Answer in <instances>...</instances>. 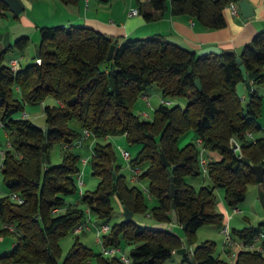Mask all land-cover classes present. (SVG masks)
Returning a JSON list of instances; mask_svg holds the SVG:
<instances>
[{"label": "trees", "instance_id": "trees-1", "mask_svg": "<svg viewBox=\"0 0 264 264\" xmlns=\"http://www.w3.org/2000/svg\"><path fill=\"white\" fill-rule=\"evenodd\" d=\"M60 1L75 4L79 0ZM168 1L174 15L192 16L207 29L225 26L224 9L236 3L139 0V11L152 20L156 12L167 9ZM7 11L8 5L0 0V15H7ZM29 40V36H20L0 53V120L10 143L1 161L8 193L0 197V236L16 237L12 248L0 254V264H125L118 254L95 252L78 235L60 261L62 238L75 232L85 220L86 210L99 223H108L115 200L122 209L127 206L132 210L134 219L145 214L153 222L169 223L175 201L177 224L184 225V235L192 245L197 243L198 228L211 224L222 230L225 225L224 214L214 209L216 188L224 190L228 206L238 208L247 196L248 186L258 184L257 165L263 167L264 188V137L255 136L264 131L257 123L263 100L257 87L264 84V29L240 54L222 50L219 54L199 56L162 35L120 41L86 24L41 26L40 61L14 70L5 62L7 54L14 49L25 50ZM112 43L116 46L108 59ZM238 56L252 81L246 100L238 92V84L245 82ZM197 79L201 80L202 90L197 87ZM154 84L171 103H161L150 119L142 118L134 112L133 105ZM49 96L56 102L44 106L49 126L46 138L45 127L21 113L28 105H39ZM175 98L185 100V107ZM72 120L81 130L70 125ZM84 129H89L96 139L90 163L99 182L94 190L81 194V156L72 148L78 145ZM120 135L141 146L130 165L141 169L138 180H148V193L157 200L154 206L148 205L143 190L132 185L121 172L113 144L105 140ZM188 135L189 140L180 144ZM234 140L239 145L237 149ZM55 143L62 145V161L49 164V151ZM202 148L220 157H211L206 173L208 182L196 186L187 177L204 174L200 164ZM161 152L170 167L164 165ZM168 169L176 185L175 197L171 195ZM12 192L22 195L24 202L11 200ZM77 193L79 198L70 202L68 198ZM261 231L264 220L258 225L232 228L234 239L245 245L235 262L222 259L216 241L207 239L181 255L182 263L189 264L193 255L197 264H264V250L246 247ZM123 242L133 244L129 253L131 264H165L182 246L181 236L172 230H152L133 220L115 222L110 232L103 235L105 246L121 248Z\"/></svg>", "mask_w": 264, "mask_h": 264}, {"label": "rangeland", "instance_id": "rangeland-1", "mask_svg": "<svg viewBox=\"0 0 264 264\" xmlns=\"http://www.w3.org/2000/svg\"><path fill=\"white\" fill-rule=\"evenodd\" d=\"M142 1V0H141ZM54 0H26L25 1V9L15 17L14 14L9 10L7 11V15H0V30L5 29L9 32L11 37V43L13 44L17 38L20 36L26 35L30 37L29 43L25 50L20 51L18 49H14L7 54L5 62H10L12 59H19L20 65L22 67L27 64L33 63L36 61L35 54L36 50L40 44V26L37 27L36 24H43L44 20H49L51 17L59 18L62 15L68 17L70 20L73 18H84L86 15L95 16L99 18H103L105 20H115L116 22H121L124 18H126L127 13L132 11L133 9L139 8V0H110L108 3H103L100 0H79L75 4H65L62 1H59V6H55L51 4ZM62 5V6H61ZM133 5V7H132ZM62 10H64L62 12ZM131 15V14H130ZM133 15V14H132ZM136 15V14H134ZM141 16V13L137 14ZM61 22V21H58ZM61 23H56L58 25ZM252 82V81H251ZM152 85L149 87L144 93L147 94V98H143L142 94L139 96L137 101L133 105V110L135 113L140 114L142 118L150 119L153 116L154 110L162 103V95L159 91L155 90ZM260 94L263 96L262 105H261V114L257 118V123L264 127V84L257 87ZM242 84L238 85V92L242 93ZM249 96V90L246 91ZM56 102L54 98L51 96L47 97L44 102L35 106H27L26 111L29 114V118L37 125L41 127L46 126V115L44 112L45 104H52ZM70 125L81 130L78 127V124L75 120L70 121ZM255 136H263L264 131H258L255 133ZM190 136L183 137L181 139L180 144L187 142ZM81 144L73 146L72 150L77 152L81 156L80 166L82 169L81 178L84 181L83 191L94 190L99 182V178L92 174L91 169V157H92V149L96 142V139L93 135H89L86 138H83ZM105 140L111 142L116 152L117 163L121 164V172L127 176L128 181L132 185L139 186L145 196L148 205L154 206L157 203V200L151 197L148 193V180H138V175L134 174V170L130 165V159L136 157L138 150L140 149V144L130 143L124 135L120 136H109ZM8 135L4 128L0 127V197L4 196L8 193V189L6 188L3 182V175L1 170V161L2 154L1 150H6L9 146ZM104 141V139L102 140ZM234 146L239 147L237 141H233ZM122 150H128L130 152V158L125 159L122 155ZM63 151L62 145L60 143H55L49 151V164H58L62 161ZM83 158H88L89 163L84 165L82 163ZM141 173V170L140 172ZM137 173V174H139ZM206 173L200 176H188L187 181L200 186L202 183H207L208 178L206 177ZM206 178V179H205ZM216 203L214 209L216 211L222 210L221 203H223L225 210L227 213H224L225 216V225L227 224L228 228L232 230V228H243L248 224L258 225L259 222L264 220V207L261 203L259 197V191L257 184H250L247 190V196L243 202L238 205V209H234L227 205L224 200V190L222 188H216ZM80 193H77L73 196H70L68 200L73 202L79 198ZM114 213L108 222L110 225H113L115 222H119L124 220L123 209L120 206L119 202L114 201ZM137 220L145 222L147 224L154 223L149 216L137 215ZM98 219L96 216L91 213V224L98 223ZM90 225V222L88 223ZM172 231L175 234H183L184 229L181 225L175 223L173 224ZM79 236L80 240L84 242L86 245L92 247L95 252L102 251V245L97 241V231L94 227L91 229H85L81 232H73L62 238L61 246H62V255L60 257V261H63L65 255L68 250L72 246L75 237ZM214 240L217 243V253L223 250H226L225 239L226 234L223 230L217 228L215 225H204L196 231L195 240L197 243L204 240ZM16 237L12 234H6L0 236V248L11 249ZM133 244L123 242L121 245V251L118 253H112L109 255H120L125 253L129 255L130 250ZM235 247V246H234ZM5 250V249H4ZM1 254V253H0ZM181 254H176L175 257H179ZM225 256V254H224ZM172 262L168 263L171 264Z\"/></svg>", "mask_w": 264, "mask_h": 264}, {"label": "crops", "instance_id": "crops-1", "mask_svg": "<svg viewBox=\"0 0 264 264\" xmlns=\"http://www.w3.org/2000/svg\"><path fill=\"white\" fill-rule=\"evenodd\" d=\"M25 4L26 0H22ZM60 0H54L51 4L59 6ZM141 1V0H140ZM254 5V15L249 17L248 21H244L240 10L238 9L237 13H233L232 5L227 6L224 9V15L226 19L225 26L218 29H207L204 28L198 20L189 16L187 14L174 15L171 12L170 1H168V7L163 12H156V17L152 20H147L144 15L141 13V16L130 15L129 12L126 15V18L121 20V22H116L115 20H105L99 18L98 16L86 15L84 18L71 17L68 20V17L65 15L57 17H51L49 20H44L43 24H36L37 27L41 26H52L56 23H61L64 25L71 23L86 24L92 26L106 34H109L113 37H118L120 41L125 38H141L148 37L153 35H162L165 38L180 44L183 47L189 48L194 51H198L201 48H204L209 45L218 46L222 50H232L237 54H240L244 46L251 42L253 37L261 30L264 29V0H248ZM89 0H87V3ZM142 2H147V0H142ZM237 5V3H235ZM62 6V5H61ZM133 7V5H132ZM139 7V6H138ZM148 10L153 11L149 6H146ZM25 9V8H24ZM64 10H62L63 12ZM22 13V12H21ZM61 21V22H58ZM0 32H7V30L2 29ZM12 35H10V40ZM1 47V44H0ZM22 67V66H20ZM242 84V98L246 100L247 95V86L245 82ZM238 84V85H239ZM155 90L159 91L158 86H154ZM143 98H147V94H142ZM175 102L179 103L182 107H185L186 101L182 99L175 98ZM117 137V136H115ZM234 145V144H233ZM234 148H238L234 146ZM209 157L219 158L220 156L217 153H205ZM258 186V184H257ZM120 204V203H119ZM221 208L219 212L223 214L227 211L223 203H221ZM226 219H224L225 221ZM253 224H248L251 226ZM246 227V226H244ZM243 227V228H244ZM241 229V228H239ZM180 236H184L180 234ZM197 243L191 245V249L196 246ZM245 246L243 242L235 238V247L234 250L238 253L241 249H244ZM5 249V250H4ZM9 251L7 248H0V253ZM178 254L176 251L173 252L171 258L165 263L168 264H187L182 263V256L175 257ZM219 256L222 259L231 261L227 250L218 252ZM225 254V256H224ZM44 264V263H39Z\"/></svg>", "mask_w": 264, "mask_h": 264}, {"label": "water", "instance_id": "water-1", "mask_svg": "<svg viewBox=\"0 0 264 264\" xmlns=\"http://www.w3.org/2000/svg\"><path fill=\"white\" fill-rule=\"evenodd\" d=\"M9 7V10L16 16H18L25 8V5L23 3L22 0H3ZM235 2L237 3V7L241 12V15L244 19V21H248L249 17H251L252 15H254L255 11H254V5L248 1V0H235ZM0 53L2 51H5L6 49H8L10 47L11 40H10V34L9 32H0ZM115 43H112L109 49V53H108V59H111L115 50ZM221 52V49L216 46V45H209L206 46L204 48H201L200 50L197 51V54L199 56H203V55H207V54H219ZM35 58L36 61L39 62L40 61V48L38 47L36 50V54H35ZM242 59L240 56L237 57V62L240 64L239 65V69L241 70L243 77L245 79V84L248 88L249 91L252 90V82L250 80H248V71L246 66L241 63ZM197 87L202 90V83L200 79H197L196 81ZM48 131H49V126L46 124L45 126V136L46 138H48ZM45 157H46V146L43 145V162H45ZM161 157L162 160L164 162V165L167 167L171 166V163L168 161V159L166 158L165 154L163 152H161ZM246 161H248V159H245ZM176 165H173V168H175ZM256 172H257V178H258V191H259V197L261 200V203L264 207V188H263V184H262V179H263V167L261 165H257L255 166ZM168 174H169V180L171 182V195L173 197H175L176 195V185L173 181V177L171 175V170L168 169ZM114 177H116V175L114 174ZM117 189V186L114 185V190ZM118 198L120 199V196L118 194ZM172 222H154V223H150L147 224L145 222H142L140 220L134 219L133 218V211L130 210L127 206H123V215H124V221L125 222H129L131 220H133L137 225L141 226V227H146L152 230H156V231H171L173 228V224L178 222V216H177V211H176V205H175V201L172 202ZM184 227V225L182 226ZM181 241H182V246L179 247L178 249H176V253L178 254H186L188 249H191V243L188 239V237L181 236ZM189 264H197L196 259L194 258L193 255H190V261Z\"/></svg>", "mask_w": 264, "mask_h": 264}, {"label": "built area", "instance_id": "built-area-1", "mask_svg": "<svg viewBox=\"0 0 264 264\" xmlns=\"http://www.w3.org/2000/svg\"><path fill=\"white\" fill-rule=\"evenodd\" d=\"M232 5V11L233 13H237L238 12V7L235 3L231 4ZM140 11H139V8H136V9H133L132 11H130V14L134 15V14H138ZM10 66L14 69V70H17L18 68H20V62H19V59H12L10 62H9ZM162 103H165V104H170L171 103V100L167 99V98H162ZM60 104V102H59ZM21 116L26 118V117H29V114L26 110H24L22 113H21ZM0 127H4V123L2 120H0ZM89 135H92V132L89 130V129H84L83 130V137L78 141V145L82 143V141L84 140L83 138H86L87 136ZM248 135L250 137H253V134L251 132L248 133ZM199 143L201 142V139H198L197 140ZM9 146H10V143H9ZM92 153H93V149H92ZM205 149H201V152H200V164H201V168H202V171L204 173H207V165H208V162L211 160V157L207 156L205 154ZM1 154L2 156L5 155V150H1ZM122 155L125 159H129L130 158V152L128 150H122ZM89 160L88 158H83L82 159V163L84 165H86L87 163H89ZM134 170V174L136 173V175H138L137 173L140 172V168H135L133 169ZM82 173V172H81ZM81 173L78 177V185L80 187V193L83 194V185L85 184L84 181L82 180L81 178ZM10 195V198L11 200L17 202V203H23L24 202V197L22 195H20L18 192H12L9 194ZM234 209H238V208H234ZM54 211H57V209H54ZM87 212V216L85 218V220L79 224L76 229H75V232H81L83 230H85L86 228L87 229H91L92 227H94L97 231V241L101 243L102 245V252L104 253V255H109V254H112V253H118L121 251V248L120 247H116V246H105L103 244V235L104 234H107L110 232L111 230V225L109 223H93L91 224V212L89 209L86 210ZM90 222V225L88 224ZM11 229H12V226H10ZM222 230L225 232L226 234V239H225V246H226V250L228 251V254H229V257L231 259L232 262H235V259H236V255H237V252L234 250V246H235V239L233 237V235L231 234V230L228 228L227 224L224 225V227L222 228ZM264 240V231H261L253 240L252 243H250L249 245H247L246 247L247 248H250V249H259V250H264V247L262 245V242ZM245 246V245H244ZM120 259L125 263V264H131V259L129 257V255L125 254V253H122L119 255Z\"/></svg>", "mask_w": 264, "mask_h": 264}]
</instances>
